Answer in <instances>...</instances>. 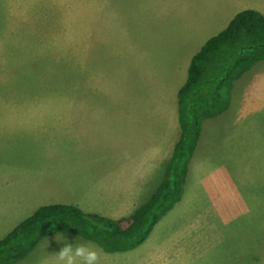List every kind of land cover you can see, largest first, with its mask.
Listing matches in <instances>:
<instances>
[{"label": "crops", "instance_id": "1", "mask_svg": "<svg viewBox=\"0 0 264 264\" xmlns=\"http://www.w3.org/2000/svg\"><path fill=\"white\" fill-rule=\"evenodd\" d=\"M164 2L165 8L155 11L160 24L136 28L133 41L117 47L120 58L101 66L93 63L91 70L86 64L85 103L75 92L69 105L45 107L65 124L57 129V139L68 140V154L57 157L55 165L36 167L20 165L8 153L5 169H0V239L48 205H71L118 221L131 216L161 186L181 137L178 94L193 57L239 13L253 10L264 15V0ZM229 99L226 111L202 125L181 200L141 246L110 253L78 235L58 233L42 240L17 264H58L56 253L66 243L92 244L100 252V264H143L142 255L135 254L140 247L148 257L145 264H165L174 246L161 241L165 233L160 227L171 213H184L193 202L188 183L203 162L209 169L197 184L213 202L210 208L228 197L230 220L244 221L245 210L250 214L255 209L238 184L236 160L238 153L247 157L240 145L264 143V61L233 83ZM225 154L229 165L219 167ZM200 221L198 214L187 224L199 229Z\"/></svg>", "mask_w": 264, "mask_h": 264}, {"label": "rangeland", "instance_id": "2", "mask_svg": "<svg viewBox=\"0 0 264 264\" xmlns=\"http://www.w3.org/2000/svg\"><path fill=\"white\" fill-rule=\"evenodd\" d=\"M164 8V0H0V169L9 152L18 164L36 167L55 165L68 154V140L57 139L65 124L45 107L69 105L75 92L85 103L86 64L91 70L93 63L120 58L117 47L132 42L136 28L160 24L155 11ZM240 150L247 157L238 153L236 178L255 210H245L244 221L236 222L228 197L210 208L213 202L197 184L209 169L203 162L188 183L193 202L160 227L161 241L174 246L165 264H264V143ZM219 162L228 167V155ZM198 214L196 229L187 223ZM140 248L135 254L145 264Z\"/></svg>", "mask_w": 264, "mask_h": 264}, {"label": "trees", "instance_id": "3", "mask_svg": "<svg viewBox=\"0 0 264 264\" xmlns=\"http://www.w3.org/2000/svg\"><path fill=\"white\" fill-rule=\"evenodd\" d=\"M262 61L264 15L253 10L241 12L191 61L188 79L178 94L181 137L165 179L153 197L131 216L118 221L71 205L43 206L0 239V264L19 263L42 240L58 233L78 235L110 253L141 246L181 200L204 121L229 108L233 83Z\"/></svg>", "mask_w": 264, "mask_h": 264}, {"label": "clouds", "instance_id": "4", "mask_svg": "<svg viewBox=\"0 0 264 264\" xmlns=\"http://www.w3.org/2000/svg\"><path fill=\"white\" fill-rule=\"evenodd\" d=\"M56 258L58 264H100V252L90 243H66Z\"/></svg>", "mask_w": 264, "mask_h": 264}]
</instances>
